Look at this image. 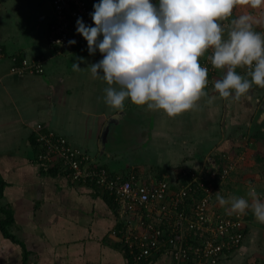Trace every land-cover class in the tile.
I'll return each instance as SVG.
<instances>
[{
    "label": "crops",
    "instance_id": "0c3cea01",
    "mask_svg": "<svg viewBox=\"0 0 264 264\" xmlns=\"http://www.w3.org/2000/svg\"><path fill=\"white\" fill-rule=\"evenodd\" d=\"M51 16V0H0V221L3 210L13 219L5 231L0 227V264H128L110 233L116 221L110 197L94 186L72 181L55 166L37 162L32 134L37 124L64 136L95 161L106 123L125 112L128 120L122 134L116 121L110 127L114 138L110 133L108 137L113 146L98 164L112 172H145L132 153L157 157L148 166L156 170L194 168L207 158L223 164L225 153L241 156L240 165L222 184L229 190L225 198L229 203L222 206L217 199L215 205L231 209L233 197L251 203V189L264 201V88L252 84L237 99L221 97L212 86L204 89L192 108L175 115L136 105L130 98L122 110L113 108L105 102V89L120 86L91 74V64L102 54L97 50L90 55L86 40L68 49H53L46 40ZM255 17L263 28L264 5ZM223 38H228L224 28ZM23 59L39 60L43 72H10L12 63ZM74 62L79 70H74ZM221 69L226 75L227 68ZM235 71L251 80L245 65ZM162 153L167 156L161 158ZM245 214V239L223 264L261 261L264 228L251 209ZM148 264L169 262L158 257Z\"/></svg>",
    "mask_w": 264,
    "mask_h": 264
},
{
    "label": "clouds",
    "instance_id": "9594fccd",
    "mask_svg": "<svg viewBox=\"0 0 264 264\" xmlns=\"http://www.w3.org/2000/svg\"><path fill=\"white\" fill-rule=\"evenodd\" d=\"M237 4L256 9L264 0H97L89 14L93 24L78 17L75 30L86 40L90 55L98 50L103 56L91 64L92 76L120 86L105 89V102L122 110L130 98L136 105L147 104L168 115L192 108L209 82L207 68L199 63L209 48L213 66L227 68L214 84L221 97L238 99L252 84L264 88V36L253 30L251 16L233 20L235 27L223 38L218 21L230 17ZM242 65L249 67L251 80L235 71ZM73 68L80 66L74 62ZM249 196L251 203L243 197L231 198V212L245 214L251 209L264 223V201L255 189ZM217 199L222 206L229 203L222 196Z\"/></svg>",
    "mask_w": 264,
    "mask_h": 264
},
{
    "label": "built area",
    "instance_id": "2783aa9c",
    "mask_svg": "<svg viewBox=\"0 0 264 264\" xmlns=\"http://www.w3.org/2000/svg\"><path fill=\"white\" fill-rule=\"evenodd\" d=\"M95 2L51 0L48 44L59 51L71 46L69 39L82 44L85 39L75 30L76 20L83 17L86 24L92 25L89 14ZM212 55L213 49L209 48L199 58L200 65L208 70L205 89L225 76L218 75ZM28 71L42 73L41 62L23 59L10 67V72L16 74ZM32 134L38 148L37 162L48 168L55 166L72 181L94 186L112 198L116 221L110 233L131 264L158 257L166 258L169 264H223L241 247L246 236V214L217 209L215 205L221 185L241 156L225 153L221 155L223 164L207 158L198 167L168 169L158 177L149 170L112 172L42 124H37ZM259 263L264 264V253Z\"/></svg>",
    "mask_w": 264,
    "mask_h": 264
},
{
    "label": "rangeland",
    "instance_id": "374dc122",
    "mask_svg": "<svg viewBox=\"0 0 264 264\" xmlns=\"http://www.w3.org/2000/svg\"><path fill=\"white\" fill-rule=\"evenodd\" d=\"M259 8H256V9H253L251 8L249 5H246V4H237L234 9H233V13L230 17L226 18V19H223V20H220L218 21L222 27L224 29H226V31L228 32V34L230 33V31L235 27V25L232 23L233 20H236L238 19L240 16L242 15H249L251 16L252 18V28L254 31L256 32H259L261 34H264V31L262 29H264V25L263 28H261L259 26V24H263L259 21V18L258 17H255V19H257V23H256V20L253 19L254 18V15L256 14V11H258ZM264 36V35H263ZM218 75H224L223 72H222V69H219L218 70ZM128 120V116L126 118V121ZM123 132V130H122ZM144 142H146L147 140L146 139H142ZM137 153V155H136ZM135 154L132 153V158L134 157L136 159V162L139 161V164H137V167L140 169V170H150L152 171V174L153 175H156L158 176V170L156 169H152V168H148L149 165H151V163H153V161L157 158H155V156H152V154L150 153H144L142 155H139L140 152H136ZM159 156V155H158ZM164 156H167L165 153H162L161 154V158H163ZM242 161H236L235 164H234V167H238L240 165ZM155 163V162H154ZM225 186L222 185L221 186V189H219V191L222 192V194H220L222 197L224 198H228L229 197V190L228 188H224ZM264 193V192H263ZM264 195V194H263ZM219 196V195H218ZM219 207H217L218 209ZM259 225L262 226L264 228V223H261L259 222ZM264 246V245H263ZM253 263H257V259L255 261H253Z\"/></svg>",
    "mask_w": 264,
    "mask_h": 264
},
{
    "label": "water",
    "instance_id": "95a60500",
    "mask_svg": "<svg viewBox=\"0 0 264 264\" xmlns=\"http://www.w3.org/2000/svg\"><path fill=\"white\" fill-rule=\"evenodd\" d=\"M127 113L125 112H119L117 113L116 115H114L112 118H110L108 120V122L106 123L105 127H104V130H103V133L100 137V141H99V151H98V154H97V158L95 159V162H98L105 154L106 150L111 148L113 145H112V142H110V140L108 139L109 137V133H110V136L112 138L113 137V134L114 132L112 133L111 131V125L115 124V122L117 121L118 122V126H117V131L120 132L122 134V130H123V125H124V122L127 118ZM114 126V125H113Z\"/></svg>",
    "mask_w": 264,
    "mask_h": 264
},
{
    "label": "trees",
    "instance_id": "16d2710c",
    "mask_svg": "<svg viewBox=\"0 0 264 264\" xmlns=\"http://www.w3.org/2000/svg\"><path fill=\"white\" fill-rule=\"evenodd\" d=\"M246 66V65H245ZM168 169H163V168H158V177H161V175L162 174H164V173H166V171H167ZM107 194V193H106ZM108 195V194H107ZM109 196V195H108ZM110 197V196H109ZM110 200L112 201V198L110 197ZM111 205H112V207H113V201L111 202ZM114 209V208H113ZM2 213H4L3 215H5V216H3L2 217V220L0 221V227L3 229V231H5V227L6 226H9L10 224H11V222H12V217H11V215H10V212L7 210H3V211H1ZM11 237L9 234H8V230H7V237ZM121 251L123 252V250L121 249ZM123 254H124V257L126 258V260H127V262H128V264H131L132 262H131V260H130V258H129V256L127 255V254H125L124 252H123ZM151 260L152 259H149L148 261H146V262H143V263H141V264H148L149 262H151ZM259 264H263V263H259Z\"/></svg>",
    "mask_w": 264,
    "mask_h": 264
}]
</instances>
